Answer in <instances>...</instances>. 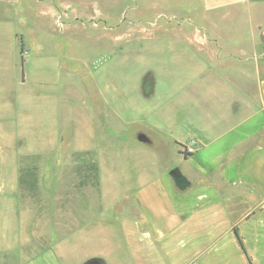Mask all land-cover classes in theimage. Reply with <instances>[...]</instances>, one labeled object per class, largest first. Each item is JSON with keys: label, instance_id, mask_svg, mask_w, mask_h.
<instances>
[{"label": "rangeland", "instance_id": "obj_1", "mask_svg": "<svg viewBox=\"0 0 264 264\" xmlns=\"http://www.w3.org/2000/svg\"><path fill=\"white\" fill-rule=\"evenodd\" d=\"M202 19L225 43H233L230 35L239 33L234 31L236 20L242 35L256 23L264 28V4L0 2V94L17 99L14 111H9L14 119L0 124V264H10V246L19 251V239L31 234L49 240L82 229L81 234L91 237L78 239L75 259L109 251V244L93 235L119 236L123 218H137L138 185L149 176L177 169L178 155L184 156L183 146L190 141L176 144L180 142L173 137L182 132L172 134L169 124L153 113L155 105L165 102L172 83L170 78L158 82V95L150 97L153 77H174L173 71L177 80L194 76L196 67L190 71L177 64L174 69L165 63L192 61L183 43L187 29ZM175 28L183 32L170 31ZM245 37L250 38L240 36V42ZM256 44L264 51L260 36ZM142 96L150 111L145 121L138 114ZM6 102L0 97V116ZM137 125L147 126L151 145L136 140V133L144 132ZM57 212L66 215L60 228L51 223ZM76 217L86 220L87 227L78 226ZM47 246L56 244L35 242L32 248Z\"/></svg>", "mask_w": 264, "mask_h": 264}, {"label": "crops", "instance_id": "obj_2", "mask_svg": "<svg viewBox=\"0 0 264 264\" xmlns=\"http://www.w3.org/2000/svg\"><path fill=\"white\" fill-rule=\"evenodd\" d=\"M237 2L264 4V0ZM199 22L187 29L183 43L196 65L165 63L174 69L177 64L190 71L196 67V73L179 80L174 71V77L155 74L150 96L158 95V82L170 78L169 89H160L165 102L155 105L153 113L169 124L172 134L182 132L173 137L180 142L176 144L196 142L193 154H177L182 185L169 175L170 169L142 180L134 195L137 218H123L119 236L93 235L109 244V251L75 259L78 239L84 242L91 237L81 234L82 229L70 237L57 235L55 240L31 234L19 239V251L10 246V264H85L91 259L99 264H249L247 256L251 264H264V51L256 44L257 36L264 39V28L256 23L255 31L243 34L250 38L240 42L243 35L236 20L234 31L239 33L230 35L233 43H225L204 19ZM170 31L181 34L182 29ZM0 97L7 99L1 124L14 119L9 111H14L17 99L12 94ZM141 98L138 114L145 121L150 111L146 96ZM136 128L147 130L143 125ZM65 216L57 212L52 226L63 227ZM74 220L83 228L88 225L81 218ZM35 242L56 246L36 251Z\"/></svg>", "mask_w": 264, "mask_h": 264}, {"label": "water", "instance_id": "obj_3", "mask_svg": "<svg viewBox=\"0 0 264 264\" xmlns=\"http://www.w3.org/2000/svg\"><path fill=\"white\" fill-rule=\"evenodd\" d=\"M262 40H264L262 38ZM136 140L139 143L145 144V145H151L149 137L144 133V132H137L135 136ZM169 175L174 179V180H179L180 176L178 173V169H173L169 172Z\"/></svg>", "mask_w": 264, "mask_h": 264}, {"label": "built area", "instance_id": "obj_4", "mask_svg": "<svg viewBox=\"0 0 264 264\" xmlns=\"http://www.w3.org/2000/svg\"><path fill=\"white\" fill-rule=\"evenodd\" d=\"M196 151V142L194 140H190L187 144L183 146V154L191 155Z\"/></svg>", "mask_w": 264, "mask_h": 264}, {"label": "trees", "instance_id": "obj_5", "mask_svg": "<svg viewBox=\"0 0 264 264\" xmlns=\"http://www.w3.org/2000/svg\"><path fill=\"white\" fill-rule=\"evenodd\" d=\"M178 173H179V172H178ZM179 176H180L181 180H180V181H179V180H175V181H176V183H178V185H182V183H183V181H184V178L180 175V173H179ZM240 245H241L242 250H244V249H243V246H242V244H241V242H240ZM247 259H248V261H249V264H251V262H250L248 256H247Z\"/></svg>", "mask_w": 264, "mask_h": 264}, {"label": "flooded vegetation", "instance_id": "obj_6", "mask_svg": "<svg viewBox=\"0 0 264 264\" xmlns=\"http://www.w3.org/2000/svg\"><path fill=\"white\" fill-rule=\"evenodd\" d=\"M181 180V178H179V181ZM85 264H99V261L96 259H91L88 260Z\"/></svg>", "mask_w": 264, "mask_h": 264}]
</instances>
